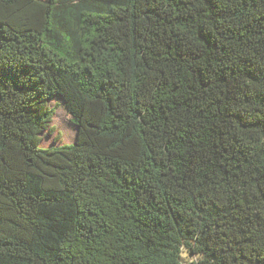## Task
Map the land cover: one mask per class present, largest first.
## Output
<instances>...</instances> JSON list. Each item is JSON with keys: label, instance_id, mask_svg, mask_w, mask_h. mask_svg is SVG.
I'll use <instances>...</instances> for the list:
<instances>
[{"label": "trees", "instance_id": "16d2710c", "mask_svg": "<svg viewBox=\"0 0 264 264\" xmlns=\"http://www.w3.org/2000/svg\"><path fill=\"white\" fill-rule=\"evenodd\" d=\"M0 264H264V0H0Z\"/></svg>", "mask_w": 264, "mask_h": 264}, {"label": "rangeland", "instance_id": "374dc122", "mask_svg": "<svg viewBox=\"0 0 264 264\" xmlns=\"http://www.w3.org/2000/svg\"><path fill=\"white\" fill-rule=\"evenodd\" d=\"M49 107H54V115L50 126L53 127V132L49 133L48 131L41 134L42 140L40 145L42 147H50L60 144H70L75 141L77 128L72 122V116L69 114L66 107L65 101L59 97L55 96L48 102ZM59 141H56L57 137ZM184 261H189L190 257L184 252L182 254Z\"/></svg>", "mask_w": 264, "mask_h": 264}]
</instances>
